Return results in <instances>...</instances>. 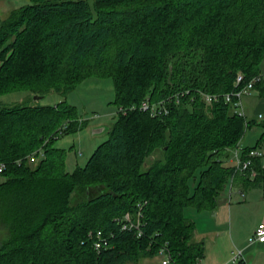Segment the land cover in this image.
<instances>
[{"label": "trees", "instance_id": "16d2710c", "mask_svg": "<svg viewBox=\"0 0 264 264\" xmlns=\"http://www.w3.org/2000/svg\"><path fill=\"white\" fill-rule=\"evenodd\" d=\"M263 60L264 0H29L10 10L0 20V95L107 76L117 115L86 163L66 171L53 143L84 126L75 107L0 104V264H139L164 245L171 264L201 258L186 209L212 210L229 181L263 172L258 157L244 172L226 162L254 124L263 130L241 156L264 147V119L247 120L223 98L237 73L261 74ZM254 89L264 95V79ZM180 90L189 93L165 115L138 109ZM200 92L220 98L206 104ZM39 148L44 157L30 162ZM138 205L142 237L114 220ZM95 230L113 233L110 247L93 249Z\"/></svg>", "mask_w": 264, "mask_h": 264}, {"label": "crops", "instance_id": "0c3cea01", "mask_svg": "<svg viewBox=\"0 0 264 264\" xmlns=\"http://www.w3.org/2000/svg\"><path fill=\"white\" fill-rule=\"evenodd\" d=\"M13 3L16 1H9L10 5L5 8V13L8 14L15 8ZM261 73L264 79V71ZM253 93L258 94L254 101V113L262 120L264 95H260L258 90L254 89L246 96H252ZM248 109V105L244 106L242 103V112L246 119L245 113ZM251 120L256 122L254 119ZM254 126L256 124L247 129L237 147L242 149L256 143L263 129L257 125L261 132L250 139ZM257 150L260 152L259 166L263 172L256 180L245 184L238 180L230 181L229 192L227 195L220 194L217 205L212 210H195L191 214V219L195 222L194 238L201 241L204 247L203 256L198 264H264V242L250 243L254 229L264 221V147ZM3 180L0 177V182ZM236 250H241L242 254L241 258L234 261L232 254ZM156 263L151 259V262L144 264Z\"/></svg>", "mask_w": 264, "mask_h": 264}, {"label": "rangeland", "instance_id": "374dc122", "mask_svg": "<svg viewBox=\"0 0 264 264\" xmlns=\"http://www.w3.org/2000/svg\"><path fill=\"white\" fill-rule=\"evenodd\" d=\"M9 1H16L14 6L19 7L27 4L29 0H0V20L7 15L5 8ZM260 70L264 71V60L260 64ZM262 74V73H261ZM264 74V73H263ZM37 96V98H35ZM258 97L257 93L252 96H243V105L249 107L246 111L247 120L254 119L256 122L261 121L256 113H254V101ZM114 88L111 77L90 75L81 80L74 88L66 92H58L51 90L44 95L33 94L32 92L21 89L13 90L6 94L0 95V104L2 105H51L60 101H65L75 107L76 114L84 126L76 132H68L59 136L54 140L53 145L65 150V170L73 171L77 166H83L88 160L95 148L107 139L108 130L117 115V105L114 103ZM239 110V109H238ZM96 115V116H94ZM100 128L102 130L93 132V129ZM247 131V130H246ZM251 138L261 132V128L257 125L252 128ZM250 132V133H251ZM249 133V137H250ZM151 162V160H148ZM230 165H234V157L232 151L229 152L226 161ZM1 179L4 176L0 174ZM194 186V182H191ZM230 189V181L224 187L222 194H226ZM83 194L77 192L74 202H78ZM195 209L189 207L186 213L191 214ZM8 232L4 226L0 224V243L5 241ZM153 261L160 264L161 257H154ZM151 262V259H144L139 264Z\"/></svg>", "mask_w": 264, "mask_h": 264}, {"label": "built area", "instance_id": "2783aa9c", "mask_svg": "<svg viewBox=\"0 0 264 264\" xmlns=\"http://www.w3.org/2000/svg\"><path fill=\"white\" fill-rule=\"evenodd\" d=\"M262 79L263 75L258 74L253 76L249 80H245L244 75L242 73H237L234 80V86L237 88L231 92L223 94L224 100L226 102H231L234 111L239 115H243L242 97L250 94L254 90L255 83L261 81ZM188 93L189 90H180L158 100L157 102H150L149 100L145 99L140 103L138 109L149 113V115L152 117L165 115L169 111V103H178L181 97ZM200 95L206 104H210L220 98L218 94H211L206 92H200ZM136 107L137 105L135 104L131 105L128 108L118 107V111L125 113L128 109H135ZM232 152L234 157V166L237 170L241 172L250 169V157H258L260 155V152L257 149H252L247 154L249 158L243 159L241 156V148L235 147L232 149ZM42 157H44V152L41 148H39L29 155V161L35 162L41 159ZM4 169L5 164L0 162V173ZM254 174L255 172L252 171L251 175L253 176ZM142 210V207L138 205V207L133 211L125 212L122 215L115 217L114 220L119 225L120 231L132 232L136 237H142L144 235L143 226L145 224ZM113 236L114 235L112 232L105 233L102 230L88 232V239L91 241L92 247L96 252H100L101 250L110 247L111 239ZM253 242H264V221L260 222L254 229L252 237L250 238V243ZM158 254L161 257L160 264H171L170 252L166 245L159 248ZM241 254V250L234 251L232 254V259L234 261H237L239 258H241ZM199 260L200 258L196 259L192 264H198Z\"/></svg>", "mask_w": 264, "mask_h": 264}, {"label": "water", "instance_id": "95a60500", "mask_svg": "<svg viewBox=\"0 0 264 264\" xmlns=\"http://www.w3.org/2000/svg\"><path fill=\"white\" fill-rule=\"evenodd\" d=\"M35 98H37V96H35ZM102 129H103V128H102ZM102 129H100V128H96V129H93V132L100 131V130H102Z\"/></svg>", "mask_w": 264, "mask_h": 264}]
</instances>
